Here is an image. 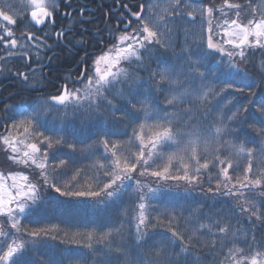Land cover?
I'll list each match as a JSON object with an SVG mask.
<instances>
[{"label": "snow or ice", "instance_id": "snow-or-ice-1", "mask_svg": "<svg viewBox=\"0 0 264 264\" xmlns=\"http://www.w3.org/2000/svg\"><path fill=\"white\" fill-rule=\"evenodd\" d=\"M27 4L33 6L29 15L35 26L55 23L57 0ZM216 13L222 23L213 26ZM15 14L10 0H0V62L6 65L16 58L27 66L35 56L39 63L40 50L51 48L48 33H28L30 43L15 38L8 27L17 23ZM131 15L136 27L124 22L123 31L113 36L115 43L91 61L90 69L84 68L72 87L66 82L56 94L37 97L29 109L5 107L0 151L15 165L39 170V176L34 182L24 171L0 173V225H8L7 231L0 226V264H206L202 248H208L210 264H264V234L257 238L250 229L246 236L251 239L245 238L241 248L235 239L239 230L232 225L233 217L246 216L253 226L259 222L264 227V101L256 107L260 127L248 125L257 136L238 144L224 139H239L237 129L224 119L243 127L247 117L241 114L249 111L246 105L232 111V100L224 93L247 90L252 96L254 87L264 86V71L258 73V85L240 66L247 60L246 49H264V0L243 5L223 0L219 7L205 0H168L164 8L148 0ZM198 18L199 29L190 27L185 34L187 42L199 32V40L192 41L195 52L189 46L171 61L155 59ZM55 35L67 38L64 31ZM213 52L221 55L231 79L217 81L206 70ZM15 75L36 90L28 74ZM76 122L89 130L87 141L74 133L69 138L66 129ZM8 179L11 184L5 183ZM180 182L188 195L197 187L205 191L207 182L206 195L230 197L232 204L228 210L206 211L193 201L177 211L154 203L158 193L170 192ZM48 189L68 202L84 201L101 211L125 197L131 206L117 209L110 222L90 225L85 232L60 225L29 227L23 221L52 207L42 195ZM124 217L130 224L134 221L130 245L125 242ZM71 244L79 250L61 247ZM41 248L49 249L46 256ZM130 248L136 249L135 256Z\"/></svg>", "mask_w": 264, "mask_h": 264}, {"label": "trees", "instance_id": "trees-1", "mask_svg": "<svg viewBox=\"0 0 264 264\" xmlns=\"http://www.w3.org/2000/svg\"><path fill=\"white\" fill-rule=\"evenodd\" d=\"M19 1L20 0H17V3ZM246 14L247 12L245 10L244 15ZM229 15L231 16L232 13L230 12ZM218 22L222 23V19H221V15L219 13H216L214 15V18L212 19L213 26H215ZM190 27L192 26L186 25L185 28L180 32L179 36L177 38H174L172 47L169 48L166 52L161 50L160 52L156 53L155 59H158L162 63L171 61L175 59L176 55L180 54L181 48H188L189 46H191L192 50L195 52L196 44L192 43V41L196 39L193 36L189 35L187 38V42L185 41V34L188 32ZM197 33L199 34V32ZM197 38L198 41L199 36ZM112 43H114V41L111 42V44ZM87 46L89 47V49H93V48L95 49L93 43L87 44ZM245 51H246L247 60L241 63L240 66L241 68L246 69L247 72L249 73L248 76L249 81H251L254 78L256 83L259 85L260 77L258 73L260 71H264V49L252 48V49H246ZM95 57L93 58L89 57L87 63L83 64L78 69V74L76 75L77 78L80 76L84 68L91 67V61L95 59ZM221 59L222 57L220 54L213 52V54L208 57V60L206 62V70L210 74L214 73L217 81H223L226 78L227 79L232 78L230 76H226V73H228L229 70L226 68L224 63H220ZM152 67L156 68V64L153 63ZM140 75L145 76L146 73L141 72ZM77 78H71V80H69L70 87L73 86L72 82L75 81ZM252 91L255 93L252 96H249L247 90H245L244 93H238L235 92L234 90H229L227 93H224V95L228 99L232 100V104L228 105V107L232 108V111H235L236 108H239L241 105H246L249 109L248 112L241 114L242 117H247V121L244 123L243 127H238L236 122L227 121L226 119H224V123L228 124L233 129H237L239 135V139H237L236 136L225 135L224 136L225 140H231L233 143L238 144L241 141H244L246 139H251L257 136V133L254 132L253 129L250 128L248 125L255 124L256 128L260 127L259 123H257V119H259V113H257L256 107L262 101H264V86L254 87ZM233 97L235 98L233 99ZM249 99L252 101L251 104L248 103ZM224 103H227V101H224ZM15 104H17V106L20 105L21 108L24 109H29L30 106L32 105L26 102H19V101L15 102ZM17 106L14 107L16 108ZM224 111H227V108ZM230 114L231 113L229 112L228 115ZM66 132L70 134L69 135L70 139L72 138L71 134L74 133L78 139L85 141H87L88 136L90 135L89 130L87 128H82V126L78 122L70 124L66 129ZM246 147H253V145L246 143ZM80 162L86 166H90L92 164V161L90 160H81ZM240 163L243 165L246 163V160L242 158ZM0 171H2L5 176H7L8 173L10 172L24 171L25 174H28L30 176V179H34V182H35V178H38L39 176V170L32 172L29 169H25L22 165H15L11 161H8L6 159V154L3 151H0ZM211 174L214 176L215 171H213ZM171 183L175 184V182H171ZM180 185H181L180 187L173 188L172 191L170 192L168 190H164L162 193H158L154 203L158 207L167 206L169 209L176 208L177 211L181 210L186 204H190L193 201H198L199 203L203 204L205 206L206 211L210 208L228 210L232 204V200L230 197L218 194L216 195L215 199H211L210 194L206 195L205 191L209 186L207 182L203 184V189L205 191H202L201 188L197 187L191 193V195H188L183 190V182H180ZM42 195L45 196V199L50 200L52 202V207L41 209L38 215L30 217L28 220L23 221L29 227L60 225V227L62 228H66V229L71 228L72 231L85 232L91 230L89 228L90 225L100 222H110L112 216L115 214L117 209L122 210L123 208H127L131 206V201L127 197H125L123 199V202L116 201L115 203L111 204L109 208L101 211L98 209H93L88 203L84 201L68 202L65 200L64 197H60L58 193H56L54 190L51 189L42 190ZM61 201H65V202L61 204L59 203ZM161 210H163L162 207ZM184 214L185 216H187L186 212ZM3 220L4 218L0 217V222H3ZM232 225L234 229L239 230L236 233L235 239L237 240V246L241 248L245 247V243H244L245 238L249 240L251 239L250 235L246 236V234L250 229L255 232L257 238H260L262 234H264V227L259 226V222H257V224L253 226L249 222L246 216L233 217ZM0 226H3L6 231L8 230V225L6 223H3ZM130 232L134 233V221H132V223L130 224L128 222V217H124V237L126 238L125 242L128 243L129 245L131 244L130 239H128ZM231 238L232 237H230V239ZM119 240L120 238L117 237V242H119ZM61 247H70L74 252L79 250L76 244L61 245ZM130 251L132 256H135L136 249L130 248ZM48 252H49L48 248L40 249V254H43L45 256L48 254ZM200 255L204 258L206 264H210L212 257L209 254L208 248H202L200 250ZM34 258L35 257H33V259Z\"/></svg>", "mask_w": 264, "mask_h": 264}, {"label": "flooded vegetation", "instance_id": "flooded-vegetation-1", "mask_svg": "<svg viewBox=\"0 0 264 264\" xmlns=\"http://www.w3.org/2000/svg\"><path fill=\"white\" fill-rule=\"evenodd\" d=\"M157 1L165 3L168 0H151L152 3ZM147 2L148 0H57L59 8L55 12V23H48L46 27H37L31 22L29 14L33 9L21 14L19 9L22 4L11 2L17 23L8 27L12 28L14 37H23L24 42L30 43L27 41L28 33L43 37L47 32V43L51 48L40 50L39 63L35 56L27 62V66L26 61L16 58L8 60L6 65L0 62V67L4 68L0 71V123H7L4 119L6 106L18 110L21 106L15 104L17 101L33 104L37 97L56 94L66 82L69 85V80L77 78L78 69L86 64L81 62L85 54L88 61L89 57L93 58L104 52L114 41L113 36L123 31L124 22L130 20L134 27L136 21L131 14L139 11V6ZM229 2L243 5L246 0ZM205 3L219 7L223 0H205ZM255 3L258 4L259 0H255ZM81 9H85L82 14ZM69 13L70 15H66ZM59 31H64L67 38L58 39L55 33ZM91 43L95 49H89L87 44ZM2 55L3 45L0 44V56ZM17 71L28 74L29 84L34 85L36 90L23 84L21 78L15 75ZM0 134H4L3 128H0Z\"/></svg>", "mask_w": 264, "mask_h": 264}, {"label": "rangeland", "instance_id": "rangeland-1", "mask_svg": "<svg viewBox=\"0 0 264 264\" xmlns=\"http://www.w3.org/2000/svg\"><path fill=\"white\" fill-rule=\"evenodd\" d=\"M11 2H14V3H16L17 2V0H10ZM18 4H22V7H21V9H19V12L21 13V14H26V13H29L32 9H33V6L32 5H30V4H27V0H23V2H22V0H20L19 2H18ZM153 4H159V6L161 7V8H164V7H166L167 6V4H168V1L167 2H159V1H157V2H153ZM16 17V16H15ZM199 26H200V21H199V18L197 19V22H196V25H194V26H192V27H195V28H197V29H199ZM134 27H136V25L134 26ZM205 27H206V24H205ZM120 34V33H119ZM199 36V34L197 33V36H195L194 38L197 40L198 37ZM114 43H115V40H114ZM91 68V67H90ZM89 68V69H90ZM0 173H3L2 171H0ZM4 174V173H3ZM5 183L6 184H11V180L10 179H8V180H6L5 181Z\"/></svg>", "mask_w": 264, "mask_h": 264}, {"label": "water", "instance_id": "water-1", "mask_svg": "<svg viewBox=\"0 0 264 264\" xmlns=\"http://www.w3.org/2000/svg\"><path fill=\"white\" fill-rule=\"evenodd\" d=\"M32 22V21H31Z\"/></svg>", "mask_w": 264, "mask_h": 264}]
</instances>
